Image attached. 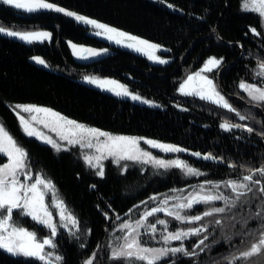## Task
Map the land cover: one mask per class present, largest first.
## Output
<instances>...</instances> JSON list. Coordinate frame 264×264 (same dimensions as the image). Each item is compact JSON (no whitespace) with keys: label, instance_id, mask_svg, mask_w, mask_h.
<instances>
[{"label":"trees","instance_id":"1","mask_svg":"<svg viewBox=\"0 0 264 264\" xmlns=\"http://www.w3.org/2000/svg\"><path fill=\"white\" fill-rule=\"evenodd\" d=\"M51 2L159 44L165 49L161 54L170 60L164 65L151 63L139 53L91 35L86 25L63 13L48 10L28 13L0 2V25L14 29L41 27L52 32L51 40L33 43L0 33V121L28 153L31 171L45 174L53 181L60 198L80 221L76 236L64 234L60 242L66 264H81L93 250H101L109 232L127 218L129 209L136 210L142 201L205 180L236 179L247 174L246 167L264 164V137L259 135L264 132V105L254 108L258 119L249 125L254 128L253 133L241 129L225 132L219 126L218 115L178 91L188 70L198 69L209 57H223L217 68L222 92L241 114L248 116V111L253 110L238 84L241 80L257 81L253 70L264 60V29L260 28L256 13L242 10V0ZM250 27H256L261 35H253ZM68 40L96 49L100 54L88 62L77 61ZM34 56L44 59L47 66L33 61ZM89 72L115 78L155 105L136 103L86 85L80 77ZM21 103L49 107L113 134L178 145L188 149L178 153L206 175L188 177L178 168L155 169L134 162L122 171L106 161L105 175L101 178L86 166L76 148L55 151L26 136L12 110L13 105ZM192 152L212 153L225 159L204 160L191 155ZM4 161L5 157L0 155V164ZM231 163L237 167L230 168ZM14 219L28 228L36 226L27 216L15 214ZM237 227L235 231L240 226ZM209 233V244L214 240L220 243L195 258L197 264H211L212 259L242 248L235 236V246L228 247L221 233L212 230ZM81 244L85 245L83 249ZM171 259H176L177 264H193V259L179 256L166 258L161 264H170ZM257 261L264 264L260 256L250 258V264H259ZM102 262L108 264L105 258ZM0 264L41 263L0 249Z\"/></svg>","mask_w":264,"mask_h":264},{"label":"snow or ice","instance_id":"2","mask_svg":"<svg viewBox=\"0 0 264 264\" xmlns=\"http://www.w3.org/2000/svg\"><path fill=\"white\" fill-rule=\"evenodd\" d=\"M3 4L11 5L16 9L23 10L28 13H35L44 10L63 13L66 16L73 17L79 23H85L94 26L97 31L96 35L107 34V38L114 40L117 44L128 41L127 47L134 48L136 51L145 52L150 59L159 63H167L168 61L155 55L161 45L150 43L147 40L137 36L130 35L124 31H120L115 27L100 23L95 19L79 15L76 12L67 10L59 6L51 0H2ZM169 7H174L169 4ZM242 10L245 12L256 13L260 18V28L264 29V0H243ZM250 32L255 35H261L256 27H250ZM0 33L18 38L26 43L43 42L51 40L52 33L43 30L37 31H18L0 25ZM73 48V54L78 58H88L89 56L99 55L96 49L80 47L69 42ZM101 51L106 52L107 49ZM87 53V55H84ZM39 64L46 65L41 57H32ZM223 63V57H209L203 67L190 75L180 84L178 91L182 95L197 96L202 100H207L219 107L234 113L240 121L250 119V116L241 114L231 103L226 95L222 94L217 85L208 76L203 75L205 72H212ZM255 76L264 78V60L258 62L256 66ZM88 81L98 86L117 85L116 88H108L106 90L114 91L117 96H131L133 100H140L144 103L151 104V101L144 100L141 96L128 91L127 87L118 84L117 81L98 80L95 77H84ZM238 87L244 91L250 102L259 107L264 105V82L250 83L247 80H241ZM15 109H19L29 114H44V118L37 115H30V120L25 119L23 115L17 112L23 131L28 136H36L46 143L52 145L57 151L67 150L64 145L58 143L52 137L44 134L35 127L31 122L43 124L45 128H50L55 132L60 141H67L68 145H79L81 149L94 150L92 152H83L82 158L87 167L95 170V174L101 178L105 175V165L103 161L109 157L112 163L121 167L122 171L128 169V164H121L122 161H132L134 163L152 164L154 167L168 170L170 168L180 169L185 176H203L206 173L200 169L194 168L186 161L180 158L165 160L153 156L151 152L142 149L140 141L152 147L160 148L164 152H186L188 149L181 148L178 145L165 144L156 140L145 139L143 137H131L122 135H113L104 132L98 128H92L75 120L68 119L59 112L51 108L40 107L37 105H15ZM185 111L187 109H184ZM220 128L225 132H231L233 129H241L248 133H253L254 128L248 124L232 123L224 120ZM264 137V132L259 133ZM103 137L104 139H101ZM239 139V137H237ZM0 155L6 157L7 162L0 164V249L5 250L14 256H23L33 258L43 262V264H66L65 257L57 251L56 237L60 228L68 229L69 234L76 236L79 231V223L77 216L70 211L65 201L60 198L56 186L53 181L45 174L37 173L33 177L26 150L14 139L7 131L3 121H0ZM191 155L202 158L204 160L223 161L225 158L216 156L212 153L202 154L200 152H192ZM229 167L235 169V163L229 164ZM247 174L239 176L236 179H226L219 182L205 180L198 185L193 186V191L187 196H170L164 195L161 199L159 196H152L150 200H160V203L145 210L140 218L134 222L124 221L119 225V231L124 233L122 236L116 237L118 243H110L108 245V260L121 261L122 264H135V262H143V264H161L166 258L186 257L193 259V264H197V260L202 253L211 250L213 244L220 241H213L208 244L209 227L212 231L221 230L222 240L228 247H234L233 237H237L241 244L248 241L244 248H236V251L228 255H220L216 259H212L211 264H250V258L264 257V164L258 167H249L246 169ZM23 177V179L21 178ZM95 188V185L91 186ZM228 189L229 194L221 190ZM172 192H183V189H172ZM51 194V204L46 203V196ZM253 200L259 201L251 206ZM170 201H175L170 203ZM221 202V206H216L215 202ZM142 204L148 203L142 201ZM208 205L209 207L200 214L190 215L185 210H191L196 205ZM110 207V206H109ZM138 207V206H135ZM247 207L248 214L238 216L237 210L243 211ZM57 210L59 222L53 216L52 209ZM132 209H129L131 212ZM163 212L167 217L180 223L195 224L200 222L198 226L188 228H176L169 230V221L166 219H156L154 223H150L148 218L153 217L157 213ZM14 214L31 217L37 224L47 228L49 235L39 237L36 231L21 226L14 219ZM107 217V213H104ZM207 217H213L211 221L204 223ZM120 219L119 216L116 217ZM257 222L256 229L248 228L249 222ZM158 225L163 226L158 229ZM239 230L235 232H226L224 229L228 226ZM143 228L144 234L150 233L155 238L157 231L160 233V239L165 246L149 247L142 240L140 229ZM90 232V230H89ZM191 237H202L192 245L191 250L185 245L184 241ZM251 238V239H249ZM170 241H180L178 246H167ZM81 249L85 245H80ZM97 245V248H100ZM52 249V250H49ZM99 253L93 250L91 254L81 264H96ZM170 264H177L176 259H171Z\"/></svg>","mask_w":264,"mask_h":264},{"label":"rangeland","instance_id":"3","mask_svg":"<svg viewBox=\"0 0 264 264\" xmlns=\"http://www.w3.org/2000/svg\"><path fill=\"white\" fill-rule=\"evenodd\" d=\"M0 2L3 3L2 0H0ZM242 2H243V0H242ZM242 2H241V5H242ZM10 6H11V5H10ZM12 7H13V6H12ZM241 8H242V7H241ZM73 12H74V11H73ZM79 15H80V14H79ZM68 17H69V16H68ZM86 17H87V16H86ZM71 18H73V17H71ZM88 18H90V17H88ZM73 19H74V18H73ZM90 19H93V18H90ZM95 20H96V19H95ZM97 21H98V20H97ZM98 22L103 23V22H101V21H98ZM82 24H84V25H86V26L88 27V31H89V33H90L91 35H93V36H95V37H98V38H100V39L106 40V41H108L109 43L113 44V45L116 46V47H119V48H122V49H128V50L133 51V52H135V53H139V54L145 56V57H146L151 63L164 65V64H167V63L170 62V60H169L168 58L164 57V56L161 54L162 51H165V49H164L162 46H161L160 49H158V50L156 51L155 55L161 57L162 59L167 60V61H168L167 63H159V62H157V61H154V60L150 59L149 56H148L145 52L136 51L134 48L127 47V46H126V44L128 43L127 40H125L124 43L117 44L114 40H110V39H108V38H107V34H101V35H96V34H95L97 31L102 32L101 29H96V28H94V26H92V25H88V24H85V23H82ZM104 24H105V23H104ZM107 25H108V24H107ZM2 26H4V25H2ZM109 26H110V25H109ZM4 27L11 28V27H8V26H4ZM111 27H113V26H111ZM11 29H14V28H11ZM117 29H118V28H117ZM14 30H18V31H37V30H43V31L51 32L50 30H48V29H46V28H41V27L19 28V29H14ZM119 30H120V31H124V30H121V29H119ZM124 32H126V31H124ZM51 33H52V32H51ZM126 33H128V32H126ZM129 34H130V35H133V36H137V35H134V34H131V33H129ZM137 37H139V38H141V39H144V40H147V39L142 38V37H140V36H137ZM14 38H15V37H14ZM16 39H18V38H16ZM19 40H20V39H19ZM21 41H22V40H21ZM48 41H49V40H48ZM147 41H149V40H147ZM23 42H24V41H23ZM69 42H71V41L68 40V41H67V44H68V46H69V48H70V51H71L73 57H74L77 61L88 62V61H90V60H92V59H94V58L96 57V56H89V57L86 58V59H84V58H78L77 55H74V54H73V48L70 46ZM149 42H150V43H153V42H151V41H149ZM71 43H72V44H75V43H73V42H71ZM154 44H156V43H154ZM75 45L78 46L77 51H79V48H80V47H83L82 45H79V44H75ZM83 48H84V47H83ZM84 55H87V53H84ZM34 57H39V56H34ZM207 59H208V58H207ZM207 59H206V60H207ZM206 60H205V61H206ZM33 61H34V60H33ZM205 61L203 62V64H202L198 69H196V70H188V71L183 75V77H182V79H181V81H180V84H181V83L187 78L188 75H190V74H192V73H194V72L199 71V70L203 67ZM35 62H36V61H35ZM40 65H42V64H40ZM46 65H47V64H46ZM44 66H45V65H44ZM256 66H257V65H256ZM256 66H255V68H254V70H253V72H254L253 74H254V75H255V71H256ZM217 71H218V70H217V68H216V69H213L212 72H205V73H203V75H206V76H208L210 79H212V80L214 81V83L217 85L218 89L221 90L220 85L218 84V81H217V80H218V75H219ZM85 76H88V77H95V78H97L98 80L117 81L118 84L126 86L125 84H123L122 82H120L119 80H117V79H115V78L107 77V76H101V75H98V74L95 73V72L85 73V74H83V75L80 77V81L83 82L84 84L89 85V86H92V87H95V88H97V89H99V90H102V91H106V92L111 93V94H113V95H115V96H117V95L115 94L114 91H110V90H106V89H108V88H116L117 90H119V89L117 88V85H104V86H98L97 84H93V83H90V82H88V81H85V79H84ZM254 77L257 79V81H256V82H255V81H252V82H250V83H257V84H260V83L264 82V78L257 77V76H254ZM248 82H249V81H248ZM180 84H179V87H180ZM238 85H239V84H238ZM126 87H127V86H126ZM179 87H178V89H179ZM127 89H128V87H127ZM239 90H241V89L239 88ZM128 91L131 92V93H133V94H136V95L141 96L140 94H138V93H136V92H133V91H131L130 89H128ZM241 91H242V90H241ZM221 92H222V90H221ZM242 92H244V91H242ZM179 93H180V92H179ZM180 94H181V93H180ZM222 94H224V93L222 92ZM224 95H225V94H224ZM244 95H245V100H247V105L252 106V109H253L252 111H248V112H249V113H248V116H250L251 118L248 119V120H245V121H240V120L238 119V117H237L234 113L229 112V111H227L226 109H224V108H222V107H219V106H217V105H215V104H213V103H211V102H209V101H207V100H202V99H200V98L197 97V96H188V97H190L191 99H195V100H197V102H199V104H202V106H203L206 110H208V111H210V112H213L214 114L218 115L219 118H220V120H221V123H222L224 120H229V121L232 122V123H240V124H248V125H250V124H254V123L256 122V120L258 119L257 116L255 115V112H254V108H255L256 106L250 102V100H249V98H248V96H247V94H246L245 92H244ZM183 96H186V95H183ZM117 97L125 98V99L131 100V101H133V102L140 103V104L155 105V103H153L151 100H149V99H147V98H145V97H143V96H141V97H142L144 100L151 101L152 103L149 104V103H144V102H142V101H140V100H133V99L131 98V96H124V95H121V96H117ZM229 103H230V102H229ZM15 105H18V104H15ZM15 105L12 106V110H13L14 114L16 115L17 119H18L17 112H19L21 115H23V116L25 117V119H28V120H30V115H37L39 118H44V114H36V113L29 114V113H24V112H22V111L19 110V109H15ZM19 105H37V106H40V107L49 108V107H46V106H42V105H38V104H32V103H26V104H25V103H21V104H19ZM233 107H234V106H233ZM54 111H55V110H54ZM56 112H57V111H56ZM239 112H240V111H239ZM60 114H61V113H60ZM61 115H62V114H61ZM63 116H64V115H63ZM65 117H66V116H65ZM67 118H68V117H67ZM68 119H71V118H68ZM71 120H73V119H71ZM77 122H78V121H77ZM18 123H19V125H20V128H21L22 132L25 134V132H24L23 129H22V126H21V123H20V120H19V119H18ZM31 123H32V126H33V127H35L36 129H38L39 131L43 132L44 134H46V135L52 137V139L56 140L58 143L64 145L65 148H66L67 150L70 149V148H72V147L76 148V149H77V152H78V155L81 156V157H82V153H83V152H92V151H94V150H90V149H86V148H85V149H81L79 145H75V146L68 145V144H67V141H60L59 138H58V136H57V134H56L55 132H52L50 128H45L44 125H43V124H40V123H36V122H31ZM79 123H80V122H79ZM82 124H83V123H82ZM89 127H92V126H89ZM92 128H97V127H92ZM98 129H99V128H98ZM100 130H102V129H100ZM102 131H104V130H102ZM104 132H107V131H104ZM108 133H110V132H108ZM111 134H113V133H111ZM25 135H26V134H25ZM113 135H119V134H113ZM26 136H28V135H26ZM122 136H130V135H122ZM28 137L34 138V139L38 140L39 142H41V143H43V144H46V145H49V146L52 147V145L46 143V142L43 141L42 139L37 138L36 136H28ZM131 137H139V136H131ZM143 138H145V137H143ZM101 139H104V138L101 137ZM145 139H150V138H145ZM151 140H153V139H151ZM165 144H166V143H165ZM139 146H140L142 149H144V150H146V151H148V152H151L153 156H156V157H158V158H163V159H165V160L175 159V158H180L181 160H184V161H186L189 165H191V164H190V163H189L184 157H182L178 152H177V153L164 152V151H162L160 148L152 147L151 145L146 144V143L144 142V140H141V141H140V145H139ZM52 148H53V147H52ZM53 149H54L55 151H57L55 148H53ZM4 157H5V156H4ZM82 159H83V158H82ZM106 161H111V162H112V158L109 157L107 160L103 161V163L105 164ZM6 162H7V159H6V157H5V161H4L3 163H6ZM3 163H2V164H3ZM131 163H132V161H122V162H121L122 165H123V164H131ZM113 164H114V163H113ZM139 164H141V163H139ZM115 165H116V164H115ZM145 165H147V164H145ZM148 165H149L148 167L155 168V169L157 168V167H154V166H153L152 164H150V163H149ZM117 166H118V165H117ZM191 166H192V165H191ZM118 167H120V166H118ZM145 167H146V166H145ZM192 167H194V166H192ZM120 168H121V167H120ZM247 168H248V167H246L245 169H247ZM162 169H163V168H162ZM31 173L33 174V177L35 176V174H37L36 172H32V171H31ZM188 177H193V176H188ZM21 178L23 179V177H21ZM201 183H202V182H201ZM196 185H198V184H196ZM193 186H195V185H194V184H190V185H187V186H185V187H183V188H178V189H183V190H184L183 192H175V193H174V192L170 191V192H167V193L158 194V195H156V196H159L161 199L163 198L164 195H170V196H178V195H179V196H187L189 192H192V191H193ZM221 190L224 191L226 194H229V190H228V189H223V187H222ZM45 199H46V203L51 204V202H52V201H51V194H48V195L46 196ZM147 202H148V203H146V204H141V206H140L139 208H137L136 210L132 211V213H131V212L128 213L127 218H126L125 220L120 221V222H119V223H118V224H117V225H116V226H115V227L109 232L107 238L105 239V241H104V243H103V246H102L101 250L98 251L99 255H98V257H97V262H96V264H105V263L102 262L103 258H105V259L108 261V264H116V263L121 264V263H122L121 261H110V260H108V245H109L110 243H118L119 241H117L115 238H116V237H119V236H122V235L124 234V233H122V232L119 231V225H120L121 223H123L124 221H128V222H130V223H131V222H134L135 220H137V219L140 218V215H141L145 210L150 209L151 207H155V206H157V205L160 203V200H159V199H157V200H150V199H148ZM173 202H175V201H170V203H173ZM257 203H259V201L253 200V201L251 202V206H252L253 209H254V206H255ZM215 204H216V206H221V202H219V201L215 202ZM208 207H209L208 205L200 204V205H196V206H195L193 209H191V210H185V211H186L188 214H190V215H195V214H200V213H202V212L205 211ZM52 212H53V216H54L55 220H56L57 222H59V215L57 214V210H56L55 208H53V209H52ZM237 212H238V216H245V215L248 214L247 207H246L243 211L237 210ZM14 215H15V214H14ZM27 217H28V216H27ZM28 218H29L30 220H32L31 217H28ZM156 219H166V220H168V221H169V230H175L176 228H188V227H194V226H198V224L200 223V222H197V223H195V224H188V223H183V224H182V223H180V222H177V221L173 220L171 217H167L163 212H161V213H157V214H155L153 217H149V218H148V220H149L150 223H154ZM212 219H214V218H213V217H207V218H205V220H204L203 222H204V223H207V222L211 221ZM32 221H33V220H32ZM33 222L36 224L35 227L28 228V227H25V226H23V225H21V226H23V227L29 229L30 231H36V232L38 233V236H39V237H45V236L49 235V230H48L47 228H45V227H43V226L37 224L35 221H33ZM237 226H239V225H237ZM162 227H163V226L158 225V229H160V228H162ZM236 228H238V227H236ZM248 228H250V229H256V228H257V222H255V221H250V222H249V225H248ZM209 230H212V226H211V225H210V227H209ZM216 231H217V233H221V230H219V229H217ZM224 231H226V232H235L234 228H231L230 225H229L228 227H226V228L224 229ZM140 232L143 234V235H142V240L145 242L146 246H149V247H162V246H165L164 242L160 239V233H159V231H157V233L155 234V238H152V235H151L150 233H148V234H144V230H143V228L140 229ZM64 234H67L68 236L70 235L68 229L60 228V230H59V232H58V235H57V237L55 238V239H56V243H57V245H58V248L55 249V250H53V251H57V252H58L59 254H61V255H63V254H62V252H61L60 242L62 241V236H64ZM221 235H222V233H221ZM70 236H71V235H70ZM200 238H202V237H191L189 240L184 241V243H185V245L189 248V250H191L192 245L195 244V243L197 242V240L200 239ZM249 239H251V238H249ZM217 240H219V239H217ZM210 241H211V240H208L206 243L209 244ZM180 243H181L180 241H170L169 244H168L167 246H178ZM247 244H248V241H245V243H244L243 245H240V247L244 248V247L247 246ZM1 250H2V249H1ZM49 250H52V249H49ZM3 251H5V250H3ZM5 252H6V251H5ZM9 254H10V253H9ZM11 255H12V254H11ZM13 256H14V255H13ZM18 257H22V258H26V259H32V260H35V261H37V262L43 264V262H41V261H39V260H36V259H33V258H27V257H23V256H18ZM257 257L259 258V256H257ZM254 258L256 259V257H254ZM260 258L263 259L264 257H260ZM260 261H261V260H260ZM120 262H121V263H120ZM257 262H258V261H257ZM258 263H259V262H258ZM135 264H143V262H135ZM259 264H260V263H259Z\"/></svg>","mask_w":264,"mask_h":264}]
</instances>
